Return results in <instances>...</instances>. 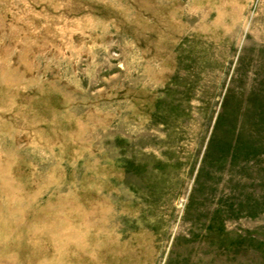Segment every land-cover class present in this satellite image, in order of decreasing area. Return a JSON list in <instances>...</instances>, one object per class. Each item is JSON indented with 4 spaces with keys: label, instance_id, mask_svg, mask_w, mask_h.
Segmentation results:
<instances>
[{
    "label": "rangeland",
    "instance_id": "obj_1",
    "mask_svg": "<svg viewBox=\"0 0 264 264\" xmlns=\"http://www.w3.org/2000/svg\"><path fill=\"white\" fill-rule=\"evenodd\" d=\"M0 264H264V0H0Z\"/></svg>",
    "mask_w": 264,
    "mask_h": 264
}]
</instances>
